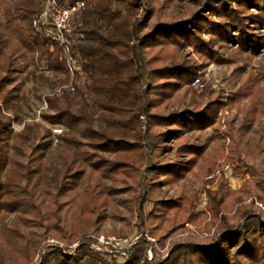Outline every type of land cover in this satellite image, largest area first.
Returning <instances> with one entry per match:
<instances>
[{
	"label": "trees",
	"instance_id": "obj_1",
	"mask_svg": "<svg viewBox=\"0 0 264 264\" xmlns=\"http://www.w3.org/2000/svg\"><path fill=\"white\" fill-rule=\"evenodd\" d=\"M71 1L59 0L62 5ZM83 1L85 7L75 16L74 26L85 34L75 50L78 75L84 81L73 92L46 95L49 110L42 114L46 123L64 129L54 144L50 127L32 122L16 132L12 124L26 116L27 84L47 83L54 89L68 80L60 46L33 26L44 0H0V223H8L13 215L14 223L48 221L54 215L58 219L63 211L59 199L66 198L65 217L74 219L78 209L87 219L85 227L94 228L104 220L101 211L107 203H98L94 196V186L89 184L93 176L125 175L137 182L134 166L144 158L141 142L145 141L149 158L145 178L152 195L144 201L153 203V209L144 215L140 202V217L150 220L148 228L154 235L171 223H177L176 228L185 222L200 226L207 213L196 209L195 197L153 198L158 189L148 181L155 175L167 182L186 176L190 169L185 163L180 168L158 161L166 149L164 143L181 139L178 151L193 155L192 161L201 156L204 147L183 132L213 126L221 104L216 98L202 105V95L194 94L182 110H167L202 66L195 59L183 60L180 48L193 46L203 58L220 60L216 53L220 39L237 41L242 51L258 52L263 41L249 29L248 20L253 17L243 10L249 4L263 9L264 0H208L202 12L185 20H155L153 7L144 0ZM233 2L238 5L234 7ZM259 18L255 24L264 21V14ZM234 29L239 31L236 37ZM205 30L211 35L208 42ZM83 182L89 184L84 200L74 193ZM228 184L223 178L217 190L206 191V210L213 223L250 193L247 183L236 190ZM238 212L243 222L231 224L223 216L214 236H188L175 243L168 256L154 253L149 259L144 239L117 257L87 242L74 252L52 247L38 264H264V218L248 215L249 208L243 205ZM207 228L205 224L202 230Z\"/></svg>",
	"mask_w": 264,
	"mask_h": 264
},
{
	"label": "rangeland",
	"instance_id": "obj_2",
	"mask_svg": "<svg viewBox=\"0 0 264 264\" xmlns=\"http://www.w3.org/2000/svg\"><path fill=\"white\" fill-rule=\"evenodd\" d=\"M207 1L144 0L153 7L155 20H185L197 11L202 12L204 9L201 7ZM232 5L235 7L238 3L233 2ZM243 12L252 15L253 19L248 20L249 29L256 33L257 40L263 41L258 52L254 53L250 48L248 52L242 51L237 41L222 42L220 39L216 45V53L220 60L203 58L200 53L195 52L193 46L180 48L183 60L195 59L202 63V66L198 76L193 81L185 83L177 92L167 110H182L193 99L194 94L202 95V98L200 97L202 105L216 98L221 104L213 126L202 131L183 132L184 137L204 147L201 156L192 161L190 159L193 155L178 151L181 139L170 138L164 143L166 149L158 156V161L176 167L185 163L190 169L186 176L175 182H167L161 175L150 176L148 180L151 183L155 182L154 185L158 189L153 198L178 201L195 197L196 209L207 213L202 224L198 226L193 222H185L176 228L173 225L177 223H171L156 235L149 230L150 220L142 219L139 210L140 202L144 215L153 209V203L144 201L152 192L151 188H147L145 178L149 164L148 148L145 141H142L144 158H140L134 166L139 173L137 182L125 175L99 178L95 174L89 183L94 186L93 193L98 203L101 201L107 203L106 208L100 210L104 217L103 221L95 223L94 228L87 229V219L79 214L78 209L74 216L76 221L65 217L68 210L66 198L59 199L58 205H61L63 211L58 214V219L54 215L48 221L37 219V223H14L13 215L8 223H0V264H38L52 247L59 246L74 252L87 242H90L93 249L117 257L118 254L133 248L142 239L148 243L147 253L151 259L154 253L168 256L174 244L188 236L199 238L214 236L222 224L220 222L223 216L231 224L243 222L242 213L238 212L241 205L249 208L248 215L257 214L264 218V21L254 23L264 14V6L261 9L255 4H249ZM140 13H143L142 9ZM238 33L237 29L233 30L235 37ZM203 36L207 42L211 39L207 30ZM49 90L50 86L47 83L31 82L26 85L25 91L29 100L24 104L26 116L21 123L35 116L42 100L37 95H43ZM48 110H43V113ZM34 123L49 127L44 119ZM12 124L16 132L23 129L17 126L20 123L13 121ZM212 158L215 159L214 163ZM226 165L230 166L229 170L214 175L215 170ZM223 178L229 182L230 190L239 189L247 183L250 193L244 197L242 203H236L227 211L220 213L217 222L213 223L211 212L206 210V191L217 190ZM89 184L83 182L74 193L83 197V200L86 199ZM46 202H49V198ZM205 224H208V228L202 230ZM144 225L146 230H142ZM83 226L86 227L81 230L80 227Z\"/></svg>",
	"mask_w": 264,
	"mask_h": 264
},
{
	"label": "built area",
	"instance_id": "obj_3",
	"mask_svg": "<svg viewBox=\"0 0 264 264\" xmlns=\"http://www.w3.org/2000/svg\"><path fill=\"white\" fill-rule=\"evenodd\" d=\"M83 7H85L83 0H74L66 5L60 4L59 0H44L41 10L34 18L33 26L45 37L60 46L65 65V75L68 80L44 94L35 116L17 125L19 128H23L28 122H41L43 120V110L49 108L46 95L61 96L66 91H75L83 83L84 80L78 75L80 67L75 50L77 43L85 37V34L82 31H77L74 26V18ZM46 124L53 130V143H59V135L63 133L64 129L59 126ZM229 169V165L218 168L215 170L214 175H220Z\"/></svg>",
	"mask_w": 264,
	"mask_h": 264
}]
</instances>
